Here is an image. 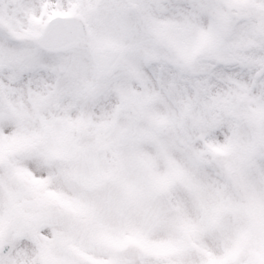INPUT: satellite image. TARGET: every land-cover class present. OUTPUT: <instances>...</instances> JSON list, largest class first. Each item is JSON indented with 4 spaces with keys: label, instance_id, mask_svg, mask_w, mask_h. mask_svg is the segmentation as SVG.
<instances>
[{
    "label": "snow or ice",
    "instance_id": "1",
    "mask_svg": "<svg viewBox=\"0 0 264 264\" xmlns=\"http://www.w3.org/2000/svg\"><path fill=\"white\" fill-rule=\"evenodd\" d=\"M0 264H264V0H0Z\"/></svg>",
    "mask_w": 264,
    "mask_h": 264
}]
</instances>
